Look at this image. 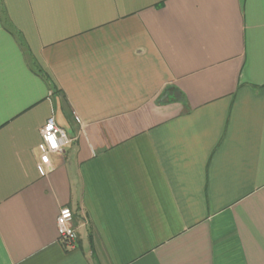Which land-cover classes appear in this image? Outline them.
Returning <instances> with one entry per match:
<instances>
[{
  "label": "crops",
  "instance_id": "obj_1",
  "mask_svg": "<svg viewBox=\"0 0 264 264\" xmlns=\"http://www.w3.org/2000/svg\"><path fill=\"white\" fill-rule=\"evenodd\" d=\"M0 264H264V0H0Z\"/></svg>",
  "mask_w": 264,
  "mask_h": 264
},
{
  "label": "built area",
  "instance_id": "obj_2",
  "mask_svg": "<svg viewBox=\"0 0 264 264\" xmlns=\"http://www.w3.org/2000/svg\"><path fill=\"white\" fill-rule=\"evenodd\" d=\"M41 143L39 145L38 166L43 173L54 170L51 156L62 152L68 147L72 140L66 132L56 125L52 117L48 118L40 131ZM73 213L67 208L59 210L56 226L58 230L59 242L67 249H74L77 242V233L73 225Z\"/></svg>",
  "mask_w": 264,
  "mask_h": 264
}]
</instances>
